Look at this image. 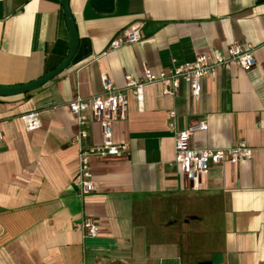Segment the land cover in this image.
I'll return each mask as SVG.
<instances>
[{"label":"crops","instance_id":"1","mask_svg":"<svg viewBox=\"0 0 264 264\" xmlns=\"http://www.w3.org/2000/svg\"><path fill=\"white\" fill-rule=\"evenodd\" d=\"M77 49L66 69L40 88L0 97V264H264V0H114L108 13L89 0H69ZM140 40L112 50L123 30ZM239 42L255 66L218 69L194 97L181 83L176 96L159 83L139 105L127 93L123 119L111 123L119 157H91L94 190L72 185L75 120L65 105L191 62ZM70 46L60 0H0V87L32 82L53 70ZM173 111L174 117L169 113ZM38 112L40 128L20 117ZM203 122L193 149H224L240 141L248 160L212 166L192 187L174 165V134ZM173 123V129L169 124ZM93 123L86 144L100 145ZM91 218L97 236L77 229Z\"/></svg>","mask_w":264,"mask_h":264},{"label":"built area","instance_id":"2","mask_svg":"<svg viewBox=\"0 0 264 264\" xmlns=\"http://www.w3.org/2000/svg\"><path fill=\"white\" fill-rule=\"evenodd\" d=\"M139 28L123 30L109 44L112 50L125 45L137 43L140 40ZM236 67L242 71H249L255 66L250 45H242L239 42L230 44L225 53L213 50L209 53L199 54L191 62L174 65L167 72L153 73L144 67L142 76L134 79L124 77V87L115 88L110 79L101 77L102 93L87 98L76 97L65 105L69 115L75 120L77 130L71 139V144L77 147V169L72 179V185L80 196L90 194L93 190L89 160L91 157H119L128 153V145L114 144L112 142L111 123L115 119H123L127 108V93L135 98L141 105L143 101V89L148 84L159 83L163 87V93L176 96L181 83L190 88L194 97L200 95V82L203 79L214 77L218 69ZM174 117L173 111L169 113ZM27 131L40 128L38 112H30L20 117ZM93 123L101 127L102 142L100 145L86 144L89 138V128ZM173 129V123L169 124ZM207 126L203 122L193 123L182 131H173L174 158L173 163L196 186L200 178L208 169L222 163L238 164L248 160L251 156V148L243 141L235 143L224 149H210L207 147L193 149L190 146L191 136L200 131H205ZM84 239H93L97 236V225L88 217H85L77 227Z\"/></svg>","mask_w":264,"mask_h":264},{"label":"water","instance_id":"3","mask_svg":"<svg viewBox=\"0 0 264 264\" xmlns=\"http://www.w3.org/2000/svg\"><path fill=\"white\" fill-rule=\"evenodd\" d=\"M68 1L69 0H60V5L63 10L65 23L70 40L69 50L64 60L59 65H57L53 70H51L50 72L46 73L42 77L32 82L15 87H0V97L14 96V95L25 94L34 91L40 88L45 83H47L48 81H50L51 79H53L61 72H63L66 69V67L69 65L71 59L76 53L78 40H77L75 24L69 11ZM113 2L114 0H89L90 5L99 13L111 12L113 9ZM198 264H211V263L200 262Z\"/></svg>","mask_w":264,"mask_h":264}]
</instances>
